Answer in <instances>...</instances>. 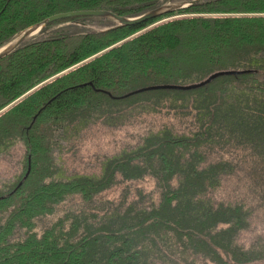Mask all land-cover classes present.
Here are the masks:
<instances>
[{
	"label": "trees",
	"instance_id": "16d2710c",
	"mask_svg": "<svg viewBox=\"0 0 264 264\" xmlns=\"http://www.w3.org/2000/svg\"><path fill=\"white\" fill-rule=\"evenodd\" d=\"M166 1L0 0V50L58 14L133 18ZM94 20L107 21H56L0 60V155L25 152L0 190V264H264V237L243 236L253 202L264 209V0H203L90 30ZM227 71L244 73L160 88ZM138 115L163 123L101 176L64 177L62 141ZM233 186L243 195L230 202Z\"/></svg>",
	"mask_w": 264,
	"mask_h": 264
},
{
	"label": "rangeland",
	"instance_id": "374dc122",
	"mask_svg": "<svg viewBox=\"0 0 264 264\" xmlns=\"http://www.w3.org/2000/svg\"><path fill=\"white\" fill-rule=\"evenodd\" d=\"M183 1L190 0H168L163 5ZM116 23L111 19L102 22L94 20L89 29H106L109 26L113 27ZM162 123L161 120H157L155 117L138 115L125 126L113 128H108L105 125L94 126L83 131L80 138L74 137L62 141V144L59 145L55 153L59 164L63 168L64 177L69 178L73 174L101 176L103 167L108 159L121 155L125 150L137 147L146 135L147 130L157 129V126H161ZM24 153V148L18 145L0 155V190H4L6 185L13 183L22 173ZM141 187H144L146 191H150L153 188V183L150 180H146L141 184ZM243 189L244 186L240 188L233 186L227 190L225 196L230 202H235L238 199L240 200V197L243 195ZM119 191L117 189L115 193H110L109 197L116 198ZM249 202H251L252 206V201L250 200ZM253 208L251 229L243 235L246 243H251L258 237H264V209H261L257 201L253 202ZM256 212L259 213L255 214ZM53 222L54 220L51 217L39 220L37 232L40 233Z\"/></svg>",
	"mask_w": 264,
	"mask_h": 264
},
{
	"label": "water",
	"instance_id": "95a60500",
	"mask_svg": "<svg viewBox=\"0 0 264 264\" xmlns=\"http://www.w3.org/2000/svg\"><path fill=\"white\" fill-rule=\"evenodd\" d=\"M203 0H190V1H183V2H178V3H172V4H165L163 6L157 7L139 17H133V18H127V17H121L111 11H76V12H70V13H62L58 14L55 16H52L45 21H42L28 29H26L24 32H22L17 38L12 40L10 43H8L6 46H4L0 50V60L7 57L9 54L14 52L17 48H19L21 45L29 41L31 38L35 37L38 35L45 27L48 25L60 21V20H65V19H71V18H76V17H99V18H106V19H111L121 26H133L136 24H143L146 23L150 20H154L157 18H161L165 15L168 14H173L177 11H182L187 8L193 7L195 5H198L201 3ZM244 72L240 71H227V72H220V73H215L212 75L207 81L193 85L190 87H178V86H165V87H160L163 89H176V90H185V89H195L202 87L206 85L207 83L221 77V76H227V75H240ZM159 87H153V88H144L138 91H135L133 93H130L128 96L133 95V94H138L141 92L145 91H150V90H155L158 89Z\"/></svg>",
	"mask_w": 264,
	"mask_h": 264
}]
</instances>
